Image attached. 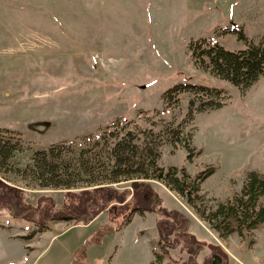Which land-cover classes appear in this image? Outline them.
<instances>
[{"label": "rangeland", "instance_id": "rangeland-1", "mask_svg": "<svg viewBox=\"0 0 264 264\" xmlns=\"http://www.w3.org/2000/svg\"><path fill=\"white\" fill-rule=\"evenodd\" d=\"M233 27L254 41L264 37V0H0V124L22 132L11 142L23 164L32 148L55 142L105 150V124L118 115L143 129L132 132L141 147L164 141L179 122L191 134L192 157L183 145L165 144L160 162L191 173L212 165L201 192L209 203L230 197L249 170L264 173V75L241 90L198 67L189 42L204 37L243 47ZM185 80L221 87L224 104L205 107V95L188 91L164 102V90ZM151 181L160 198L154 203L186 216L184 231L197 240L192 248L178 243L168 256L181 264H264V223L244 237H220L175 191ZM24 188L32 203L45 192L61 201L63 189ZM32 218L0 206V264L155 259L154 210L134 213L120 229L106 211L87 223L49 219V229L26 238L37 226Z\"/></svg>", "mask_w": 264, "mask_h": 264}, {"label": "trees", "instance_id": "trees-1", "mask_svg": "<svg viewBox=\"0 0 264 264\" xmlns=\"http://www.w3.org/2000/svg\"><path fill=\"white\" fill-rule=\"evenodd\" d=\"M233 31L245 42L243 47L230 49L201 37L191 40L189 48L198 67L245 90L264 75V37L254 41L240 28L233 27ZM185 91L196 98L205 95L201 103L209 108L220 107L226 100L219 86L185 80L168 86L162 94L163 101L177 102ZM190 101L194 103L193 99ZM138 125L121 115L115 116L105 124L107 132L100 142L105 150L89 153L93 146L76 150L71 143L55 142L47 148H32L22 164L20 149L11 142L22 138V132L0 124V206L26 219L37 215V226L32 234L23 235L26 238L49 229V219L85 223L87 218L89 221L106 211L111 224L120 229L134 213L143 215L154 210L158 238L153 249L155 259L149 264H181L167 255L168 249L178 243L185 248L197 247L194 235L184 231L188 218L175 208L154 203L160 198L152 179L175 191L220 237L233 232L244 237L264 223V203L260 201L264 196V173L249 170L232 196L209 203L201 192V183L214 171L212 165L191 173L184 165L160 162L165 144L183 145L187 148L186 157H192L187 139L191 134L183 124H170L164 141L145 142L142 147L133 142L132 132H143ZM113 138L116 141L112 144L109 139ZM24 187L63 189L61 201L57 203L52 194L45 192L32 203L27 199L32 194L26 197Z\"/></svg>", "mask_w": 264, "mask_h": 264}, {"label": "water", "instance_id": "water-1", "mask_svg": "<svg viewBox=\"0 0 264 264\" xmlns=\"http://www.w3.org/2000/svg\"><path fill=\"white\" fill-rule=\"evenodd\" d=\"M88 222V218H87V220L85 221V223H87ZM214 264L216 263L215 261L213 262Z\"/></svg>", "mask_w": 264, "mask_h": 264}]
</instances>
